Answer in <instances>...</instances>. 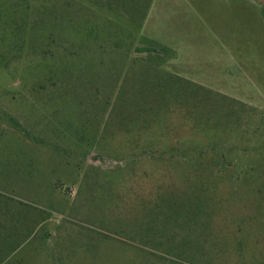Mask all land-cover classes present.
I'll list each match as a JSON object with an SVG mask.
<instances>
[{"label": "rangeland", "instance_id": "rangeland-1", "mask_svg": "<svg viewBox=\"0 0 264 264\" xmlns=\"http://www.w3.org/2000/svg\"><path fill=\"white\" fill-rule=\"evenodd\" d=\"M145 8L0 0V264H264V0Z\"/></svg>", "mask_w": 264, "mask_h": 264}, {"label": "trees", "instance_id": "trees-1", "mask_svg": "<svg viewBox=\"0 0 264 264\" xmlns=\"http://www.w3.org/2000/svg\"><path fill=\"white\" fill-rule=\"evenodd\" d=\"M79 1H82V2L87 1L94 8H97V9L101 8L104 10L105 9L112 10L113 6L116 9H120L121 7H123V9H124L125 6L130 4L131 8L134 7V10L139 11L142 9V7L145 8V3H146V7H148V12H149L151 4L153 2V0H79ZM106 5H107V7H105ZM108 7H110V8H108ZM121 14L123 15V13H121ZM146 16H147V13H146ZM146 16L144 17V20H145ZM144 20H143V22H144ZM157 47L158 48H150V47H142V46L138 47L137 46V48L136 47L134 48V52L139 54V55L148 56L149 58H155V59H158L159 61L164 62L165 61L164 57L166 55L165 54L166 51L162 47H159V46H157ZM181 80H183V79L181 78ZM153 152L155 153L154 150H153ZM131 157H135V156L133 155ZM220 158H222V159H220L218 166H227L228 167V165L225 164L226 162H224L226 159V154L221 153ZM217 172L218 173L216 175L221 174V172L219 170ZM232 178L238 179L239 176H237V173H236L235 175L234 174L232 175Z\"/></svg>", "mask_w": 264, "mask_h": 264}, {"label": "crops", "instance_id": "crops-1", "mask_svg": "<svg viewBox=\"0 0 264 264\" xmlns=\"http://www.w3.org/2000/svg\"><path fill=\"white\" fill-rule=\"evenodd\" d=\"M169 66L171 67V69L173 71L172 74L174 73V74H176L178 76H181V77L186 75V74H192L193 73V71H185L184 69H182L181 66L176 64V61L175 62L171 61L169 63ZM217 89L220 90L219 88H217Z\"/></svg>", "mask_w": 264, "mask_h": 264}]
</instances>
